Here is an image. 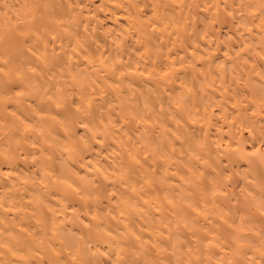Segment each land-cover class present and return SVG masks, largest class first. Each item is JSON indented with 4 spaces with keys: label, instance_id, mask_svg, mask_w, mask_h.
<instances>
[{
    "label": "bare ground",
    "instance_id": "1",
    "mask_svg": "<svg viewBox=\"0 0 264 264\" xmlns=\"http://www.w3.org/2000/svg\"><path fill=\"white\" fill-rule=\"evenodd\" d=\"M0 264H264V0H0Z\"/></svg>",
    "mask_w": 264,
    "mask_h": 264
}]
</instances>
